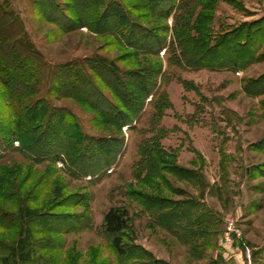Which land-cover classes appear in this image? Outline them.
<instances>
[{
  "label": "rangeland",
  "instance_id": "rangeland-1",
  "mask_svg": "<svg viewBox=\"0 0 264 264\" xmlns=\"http://www.w3.org/2000/svg\"><path fill=\"white\" fill-rule=\"evenodd\" d=\"M120 1L136 22L159 36L168 35L169 42L176 39L186 8L193 10L190 22L201 19L212 38L264 20V0H177L179 5L167 17L158 15L147 0ZM54 2L57 10L79 19L74 0H0L2 64L38 63L43 80L32 98L47 104L37 113L38 122L45 121L46 106L70 111L93 145L108 140L118 143L119 150L108 168L87 176L72 174L64 154L57 161L37 158L14 139L18 114L11 88L0 74V133L8 139L3 145L0 138V264H127L103 228L104 215L113 206L128 209L123 244L134 248L129 258L146 250L148 261L164 264H264V93L253 95L245 88L249 79L264 74V45L256 47L264 25L244 51L227 41L235 58L258 49L257 60L246 67L186 68L169 61L168 44L160 53L138 52L110 34L92 32L75 21H57L51 13ZM247 30L245 26L239 36ZM24 35L35 52L21 42ZM99 59L127 73L158 75V86L172 103L159 124L153 127V93L138 119L118 126L104 120L95 105H105L96 95L77 98L69 85L53 90V76L65 78L67 64L79 62L106 97L126 110L109 85L110 75L105 77L107 71L95 64ZM63 82L56 79L58 85ZM51 136L55 146L67 143L55 130ZM170 200L192 204L194 220L188 217L176 229L169 227L162 204ZM24 207L37 214L25 218ZM24 225L32 228L34 252L22 263L11 249Z\"/></svg>",
  "mask_w": 264,
  "mask_h": 264
},
{
  "label": "trees",
  "instance_id": "trees-1",
  "mask_svg": "<svg viewBox=\"0 0 264 264\" xmlns=\"http://www.w3.org/2000/svg\"><path fill=\"white\" fill-rule=\"evenodd\" d=\"M79 5L77 11L78 18L74 20L66 11L57 10L58 2H54L52 8L53 19L57 21H65L74 24L79 23L80 26L88 27L89 30L96 33H106L112 35L120 44L135 48L140 52H154L160 51L168 44L172 54L169 61H174L182 67H208L210 69L222 68H244L249 63L257 60V52L264 45V37L257 42L258 49H252L249 54L243 58H235L229 54L231 47H226L229 40H231L232 47L244 51L250 47V41L259 37L257 28L264 25V20L243 24L241 27H236L230 32L223 35L215 36L214 38L207 34L209 28L204 25L200 19L196 20L197 24L190 22L192 17V8H186L185 13L180 19L179 26L176 27V39L167 41L166 34L159 36L152 31L148 30L145 26L136 22L133 16L128 12L126 6L120 0H74ZM94 5L91 8L90 3ZM151 8L157 9V14L164 17L170 16L177 7V0H170L168 6L163 3L168 0H147ZM90 2V3H89ZM71 5V3H70ZM148 5V4H147ZM179 5V4H178ZM84 9V10H82ZM115 11V12H114ZM11 12V11H10ZM57 13V14H56ZM113 14V15H112ZM112 18V22H107V19ZM176 18H179L178 16ZM17 21L20 20L17 18ZM21 23V22H20ZM63 23V22H62ZM247 34L240 35V31ZM233 32V33H232ZM246 33V32H245ZM241 37V38H240ZM233 41H232V39ZM21 42L31 51L35 52V48L26 35L21 37ZM176 43V45L174 44ZM233 49V48H232ZM264 56V52L260 57ZM3 56L0 51V74L6 83V86L12 91L13 104L16 106L18 120L14 121V139H20L22 146L27 148V151L32 152L37 158H45L57 161L61 154L67 156V159L74 171L72 174L81 173L85 176L95 174L98 169L108 168L118 152V143L109 142L108 140L99 143L100 146L93 145L89 141V137L83 132L78 118L70 111L61 112L54 106H46L45 114L46 119L44 122H38V112L42 106L47 105L44 99L34 100L32 96L38 93L41 88V70L38 63L28 60H21L22 62L16 65L3 66ZM95 64H99L101 68L105 69V77L109 75V85L115 90L118 97L122 101L126 110H120L112 99L106 97L104 92L100 89L93 78L87 73L86 68L79 62H73L66 66V76L57 75L53 76V90H60L62 86L69 85L70 93L77 98L88 100L89 97L96 95L99 100L105 105L101 107L98 103L95 105L105 121L112 124L122 126L131 124L134 118L138 119L144 109L147 97L153 93L154 101L153 107V127L159 124V119L164 114L166 108L172 106L171 101L168 99L166 92L161 91L158 86V75L155 72L137 73V72H124L121 71L114 63H109L104 59H99ZM152 71V70H151ZM62 74V73H61ZM56 79L64 81L62 84H57ZM13 81V82H12ZM13 84V90H12ZM57 84V85H56ZM264 74L258 78L248 80L245 88L250 94L264 93ZM52 91V90H51ZM50 91V92H51ZM11 94V96H12ZM91 99V98H90ZM20 106H22L20 108ZM24 109V110H22ZM133 114V116H132ZM59 118V119H58ZM60 121V122H59ZM57 126V127H56ZM56 128V129H55ZM58 133L61 136L65 146H55L52 143V132ZM50 137V138H49ZM1 141L4 140L3 145L8 140L0 133ZM5 138V139H4ZM79 139V141H76ZM152 139L151 141L155 140ZM66 140V141H65ZM10 142V141H9ZM7 144V143H6ZM10 144V143H8ZM103 144V145H102ZM145 145V144H144ZM1 146V144H0ZM11 146V144H10ZM102 146V147H101ZM41 152H38V151ZM146 151H152V148L145 147ZM111 155V156H110ZM149 160L150 157H148ZM171 202V204H169ZM167 204L164 202L163 208H166L163 213V220L172 229L179 227L181 220L187 219L194 220L195 217L194 207L192 204L183 202H175L170 200ZM186 204V205H184ZM184 205V206H182ZM37 214L35 209L29 207L23 208V216L31 218ZM201 213L202 216L205 214ZM22 216V215H21ZM205 219V218H204ZM128 227V209L113 206L104 215L103 228L104 231L111 236L112 246L123 258L127 264H164L160 260L153 262L148 261L151 254L148 251H143L141 256L131 257L133 253L132 247H127L123 244V231ZM34 236L32 228L24 225L19 230V237L16 240L13 250L19 262H25L30 259L34 252ZM134 260V261H133ZM124 262V261H123Z\"/></svg>",
  "mask_w": 264,
  "mask_h": 264
}]
</instances>
